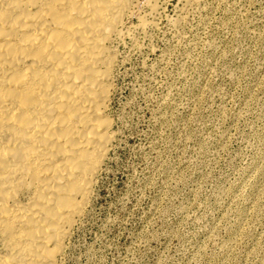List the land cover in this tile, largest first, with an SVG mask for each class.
Instances as JSON below:
<instances>
[{
  "label": "rangeland",
  "instance_id": "rangeland-1",
  "mask_svg": "<svg viewBox=\"0 0 264 264\" xmlns=\"http://www.w3.org/2000/svg\"><path fill=\"white\" fill-rule=\"evenodd\" d=\"M138 2L62 264H264V0Z\"/></svg>",
  "mask_w": 264,
  "mask_h": 264
},
{
  "label": "bare ground",
  "instance_id": "bare-ground-1",
  "mask_svg": "<svg viewBox=\"0 0 264 264\" xmlns=\"http://www.w3.org/2000/svg\"><path fill=\"white\" fill-rule=\"evenodd\" d=\"M136 2L0 0V264H62L114 141L113 42L146 23Z\"/></svg>",
  "mask_w": 264,
  "mask_h": 264
}]
</instances>
